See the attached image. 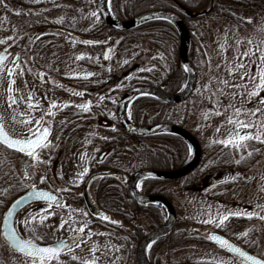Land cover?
I'll return each mask as SVG.
<instances>
[{
  "label": "rangeland",
  "instance_id": "obj_1",
  "mask_svg": "<svg viewBox=\"0 0 264 264\" xmlns=\"http://www.w3.org/2000/svg\"><path fill=\"white\" fill-rule=\"evenodd\" d=\"M8 1L9 0H4V4H7ZM42 1L43 0H39V2H34V0H27L26 3H30L31 7H23V10H30L33 11V13H36V11L38 10L45 11V18L53 20L56 19V21L60 24L62 23L66 26H70L71 28H78L79 30H86V28H88V26L90 25L91 20L95 19L92 13L94 12V10H96L97 12L95 0H70V4H67L65 2L66 0H56L57 2L55 4L50 5L44 4L42 3ZM94 5L95 7H93ZM7 6L8 7L5 8L3 4H0V40L5 41L8 40V37H14V35H16V33L18 32L16 27L12 24V18L9 14L4 11V9L10 11L11 14H16L18 11L11 8L8 4ZM182 7L184 6L182 5ZM186 10L189 16L195 19L193 20L195 21L194 24H199L196 22V19H198V14L196 13L198 12V10H194L191 8H188ZM20 12L21 11H19V13ZM230 12L233 13V10L231 9ZM230 18L231 17L228 15L223 16V18L215 16L214 20L216 22H210L205 27L206 40L205 42H201V44H203V46H207V48H209V51H207L206 53V50H204L201 44L199 43V49H201L199 51H202V54H198L199 56L196 58V66L198 74L200 76V83L198 84V87L197 84L194 85L190 97L186 101L190 103V106L188 108L189 115L190 117H194V120L196 117L201 118L199 116L200 107H202L201 103L199 102L201 101L209 103H211L212 101H228L232 103L233 109H230V106L228 105L227 107L229 108V111L227 108L223 109L221 112L225 115L219 117H222V119H226L225 121H228L230 129L233 126L235 127V130H240L243 126L239 125V121H243L245 122V124L254 123L255 125H252L256 127L257 130H253V132L251 131L252 135H255L258 132L260 134L261 140H264V116L258 111L261 105H259V107L257 108L256 105L253 104L255 100L260 99V94L264 92V90H260L259 94L255 96L249 95V93L257 90L256 85L259 84L260 80L259 71L264 69V59H262V56H264V16L261 19L258 16L253 17L249 16L248 14L246 17L245 14L244 20L246 21V23H241L239 25L240 28L237 33H235L233 30L234 24H232V22L229 23ZM23 20L22 18H20L19 21ZM70 21H75L77 24H70ZM200 29L203 30L202 28ZM229 31H231V33ZM98 36L102 37L103 35ZM32 37H34V34H32V36L27 35V38ZM54 38L58 39V41H56L50 51L54 50L56 46H58V44L63 45L64 48H66V45L72 47L73 49L75 48L72 45V39L65 35L62 36L60 34H56ZM18 44L19 41L15 40L13 43V48L16 49ZM104 44L107 43H103V45ZM225 44L226 48H223ZM0 45H2L3 47L5 44ZM103 45L101 44L100 48L97 47L93 49L89 45H86L87 47L79 48L77 50L74 49L76 51L72 53V56L74 57L73 70H79V72H82L83 70L81 66H78V62L75 61L77 60L76 57L79 55H88V66H90L91 62H98L100 64H103L101 60ZM217 46H221L224 53H220L224 55L226 61L223 62L220 60V53L218 51H216V53L214 54ZM24 47L25 51L24 49H22L23 47L18 51L27 52L29 50L28 42H26V40L24 43ZM228 47H230L231 49L230 54L228 53ZM63 53H65V51ZM145 53L146 49L144 50V54ZM204 53L207 55L214 54L212 61H204ZM23 56L24 57L22 58V61H18V64H21V66L20 68L16 69V74L14 76L15 83L13 85L14 91L12 95L16 99L17 103L13 104L12 107H8V92L6 90L7 74L6 72L4 73L5 80L3 85L0 86V117H3L4 124L7 129H9L15 135L30 136V133L28 131L29 128H36V120L40 119L43 116V121L46 122L44 124L48 125L52 129L53 134L49 141V146L45 148V153L42 157L37 156L36 160L29 159L26 161H21L16 159L13 161V167L15 168L14 170L18 177V187L30 188L35 185V187L41 188L48 186L49 189L61 193L62 189H64L63 186H61V183L66 182V180L59 179L61 183H57V175H59L60 178L61 175L62 177H66L70 175H75L74 172L80 173L84 171V169H87L89 166H91L93 162H95V160H97L98 155H100L101 150H103V148L99 149L96 143L97 139L95 140V138L97 137L96 135H98L99 128L102 127V124L100 122H97L96 117L92 114L90 110L89 112H84L81 108L77 107L78 105H83L89 102L90 109H92L93 105L100 106V95L91 94L87 88H82V85H78L76 83L73 84L69 82L64 87V90L60 97L61 101L58 103L59 105L67 104L68 107L57 108L54 116L46 115L45 113L48 109H45L41 105L39 100V91H41L43 96L47 99L49 105L54 101V99H50V97L48 96V89L46 87L26 83V81L24 80V77L26 76L25 73L27 72L29 74L31 72H34V69L31 66L30 60H28L25 55ZM15 57L16 55L14 56V58ZM48 57L50 60H52L53 58L52 54L48 55ZM21 69L23 70V75H20ZM25 69L26 72H24ZM213 69L218 70L211 73V70L213 71ZM236 69L238 74L231 75V72H236ZM251 69H253V72H251ZM37 74H41V72ZM214 74H216V79L220 81V84L218 83L217 86L220 88V90H218L217 87L214 88L213 86L211 88V85H214L216 83L211 79L212 76H215ZM228 76H230L231 78L234 77L235 80L238 82L233 81V83H230L227 80ZM252 81L253 83H251ZM240 83L247 85L249 83L250 85L252 84V87L249 88L247 92V100H245L244 98L241 99V97L240 99L237 98L238 96L236 95V93L239 89L236 90V88L240 87ZM98 90L99 89H97V91ZM211 91L213 96H210L209 94V92L211 93ZM218 91L220 93H223L222 100L218 99ZM76 93H83V95H77ZM29 95L33 97L32 103L34 105H36V102L39 101V104L32 109L28 108ZM101 95L102 97H106L109 100L106 101V104L108 105V108L106 109V115L109 127H105L110 128L111 130V134L107 136L108 138L115 134V131H118L112 122L115 120L116 117L115 108L119 97H108L109 95L107 93ZM210 97H212L213 99H211ZM245 102H248V106H251L253 108V110H250L251 112H249L247 110V107H245ZM103 106H105L104 103ZM262 106L264 105L262 104ZM156 107L157 106L152 107L150 109L151 115L152 113H158L159 110ZM206 109L210 111V108L207 107ZM237 109L240 110L238 114ZM255 112L258 113L253 114ZM65 115H68L67 117H76L75 119L71 118L70 121L65 122ZM29 119H31V123H25V121ZM230 119L233 121V123H229ZM247 120H249V123H247ZM201 121L203 122L204 120L200 119L199 123H201ZM219 127L220 126H216L215 122L210 124L208 127H205L204 134L205 139H207L205 141L206 143H211V141H219L221 139L229 138L228 136L231 134L232 130L230 131L229 129L227 133H225L224 131V134H222L223 132H220L221 129H219ZM217 129H219V131H217ZM143 141L147 145H150L149 141ZM262 144L264 145V143ZM248 159L250 160L247 161ZM263 159L264 152L263 154L260 153L258 158L245 157V164L241 161V165L246 166L244 170L249 175V182L246 185V188L241 190L239 192V195H237V197H235L233 201L239 202L241 204H244L245 206L250 207L252 211L247 212V208H244V211H239L240 209L232 210L228 207L227 210L224 212V214L238 213L245 218L244 223H241L242 229L240 227V231H238L237 229H235L234 231L230 229L228 230V234L232 236L234 233V235L239 237L235 238V240H239L240 243H250V245L252 246V251L255 252L256 255L260 256H264V204H259V206H261L258 208L257 202L260 198L264 196V169H261V167L257 168L256 166H263ZM40 161H42V163ZM218 170L222 171L223 169ZM200 171H202V169ZM25 173L28 174V179H25ZM42 176L46 177L44 183H41ZM226 177L227 176L224 175V178ZM68 179L70 181L71 179L74 180L77 178H72L70 176ZM225 180L228 181V178L222 179L221 182H224ZM197 182L200 181L196 180L195 184H197ZM179 185L180 184H177V182H173L170 184V192H172V195L174 196L173 199H175L178 204L184 202V200H186L185 197H197V192L192 189H189V191H183V194L181 192L182 189H180ZM215 191L220 190L216 189ZM223 199L227 204L230 200H232V197L229 198L227 197V195H225ZM45 210H47V212L51 214L48 215L47 218L43 220V222H41L40 215L43 214ZM58 212L67 213V205H64L60 202V206L55 205L53 207L46 208H43V206L39 204L29 206L28 208L21 211L17 216L15 222L16 228L27 239H34L37 236L41 237L40 235L43 234L42 237H47L46 242H52L60 238L62 234H66L68 232L66 213L64 216L57 218H62L66 222L64 223L63 228L60 227L61 224L59 225L58 221L57 225L54 224V222L57 220L55 219L54 214H57ZM29 213L34 214L35 219H32V217L29 216ZM51 215L53 216V218H51ZM25 217H28L30 221L27 228L22 223ZM202 219L203 218L201 217L199 220ZM202 223L204 224V226L192 222V217L189 214L186 217L183 216L182 221L178 223L177 227L179 229H183L186 238L190 235L194 237L192 239L187 238L188 240L181 244V248H184L181 252V255L185 256V258L188 260H194L198 262H216V259L213 260L212 257L209 256L210 251H212V249H210V247L205 242L203 243L202 241L195 239V236L193 235L201 234V237H205L207 231L213 230L211 227L207 226L208 223ZM29 229H34L35 235L33 234V231H30ZM253 231L255 233H253ZM187 246H192L193 251L188 252V250H186ZM66 254L74 256V254H72L71 252H67ZM161 256L162 258L165 257V253H162ZM79 258L82 257H78V259ZM83 260L84 259H82L81 261ZM229 260L230 262L228 260L226 261L228 264H230L232 261L231 259ZM0 264H32V262L31 259L24 258L23 256H20L17 253L5 249L0 241ZM37 264H39V262H37Z\"/></svg>",
  "mask_w": 264,
  "mask_h": 264
},
{
  "label": "flooded vegetation",
  "instance_id": "obj_2",
  "mask_svg": "<svg viewBox=\"0 0 264 264\" xmlns=\"http://www.w3.org/2000/svg\"><path fill=\"white\" fill-rule=\"evenodd\" d=\"M183 6L184 7H182L181 9V12L183 13V17L187 19L191 18L186 10L189 7H186L185 5ZM209 8L211 9V7H205V8L192 7L191 9L198 11L200 10L207 11ZM36 15H37L36 17L38 19V23H40V25L43 23L42 27L36 28L37 22H27L26 24L33 26V28L35 29V32H33L34 36H48L47 41L42 42L43 39L40 41V45L37 48L38 55H33V53L30 52L32 51L31 47L30 48L28 47L29 50L27 52H24L25 51V47H24L23 48L24 51L18 54V50L13 48V44L12 45L10 44L11 55L7 62L8 67L14 66L10 63V61L14 59L15 55L19 56V61H22V58L24 57L23 55H25L26 58L30 61L32 59L42 60L45 56L49 55L48 52H50L53 45L56 43V41H58V39L54 38L56 34H60L62 36L65 35L70 39H72L73 42H76L81 46L86 45V43L83 42V37H74L63 33L61 30H69L68 26L63 27V25L57 24L58 22L56 21V19L53 20V19L45 18L44 17L46 15L45 11L38 10L36 11ZM179 17L184 21L182 16L179 15ZM130 18L121 19V20H128ZM69 23L73 24L74 22L70 21ZM87 45H92V44H87ZM72 49H73L72 47H69L68 48L69 52L72 51ZM72 55L73 54L62 55L63 60L65 59V57H67L66 59L68 61L69 59H71L72 61L71 62L69 61L67 65L66 64L64 65L67 66L70 70L67 71L62 70V75H63L62 76L63 80L61 81L62 85L58 87V89L64 90L63 84L65 83L67 85L69 82L73 84L76 83L78 85H82L84 88V83L88 82L87 80H84L81 83L80 82L77 83L76 81H74L75 73L78 74V77H80V75H87L89 73L88 55H79V56H83V59L77 60V61L83 60V64L78 65L83 67L82 72H79V70L78 71L73 70L74 57ZM178 58H179V47H178ZM24 72H26V69L24 70ZM251 72H253V69H251ZM166 74L169 75L170 70H166ZM214 82L216 83L214 85L212 84L211 88L212 86L216 88L220 81L215 80ZM217 89L220 90L219 87H217ZM217 94H218V99L222 100L223 93H220L218 91ZM211 96H213L212 91H211ZM210 98L213 99L212 97ZM261 99H264V92L260 94V99L255 100L253 104H255L257 108L259 107V105H261V107L258 110L259 113L263 114L264 116V106H262V103H260ZM39 100L41 105L45 109H48L49 103L47 99L43 96L41 91H39ZM199 103H201L202 105L199 111V116L201 118L196 117L195 120L194 117H190L189 115V109H188L190 106L189 102H186L184 100L182 102L173 103V104L166 103V122H163L166 124L176 125L185 129L186 131L191 133L199 143L200 160L197 166L194 168V170L190 172L188 175L174 180H166L155 177H145L137 180L134 184L131 183V180L134 177V175L138 171L143 169H153V170H160L165 172L177 169L186 161V158L189 154V146L186 143V141L182 139L180 136L174 134H164V137L166 138V144L164 151H161L160 154L163 157L162 160L163 166L138 169L136 164L138 159L137 143L139 136H135L126 132L119 125L116 115L115 120L112 123L115 125L117 124L125 134H121L119 131H115V134L107 138V136H104L102 133L98 132V135H96L97 137L95 138V140L96 139H97L96 141L114 140V139L121 140L124 147L122 152L118 154L119 156H115L109 148L108 149L103 148V150H101L100 155H98L97 160H95V162H93L91 166L87 168L88 169L87 174L80 176L78 175L79 173L74 172L75 175H70V176L72 178L76 177L77 179L74 180L71 179L70 181L68 179L70 176L62 177L61 175V177L59 178V175H57L58 178L57 183H61L59 179L66 180V182L61 183L62 184L61 186H63L64 189L65 188L68 189V191H61V193H58L55 190L49 189L48 186L41 187V188L49 189L52 192H54L58 197L57 200L59 201V203L61 202L62 204L67 205V213L58 212L57 214H54L55 219H57L61 216H64L66 213L67 225H68V229H67L68 232L66 234H62V236L56 240L66 238L67 243L72 244L71 237L73 235H80L84 240V243H81L79 247H75L74 245L72 247L71 253L74 254V256L76 255L75 256L77 257L76 260H73L71 255L66 254L68 252L67 249H65L61 253L60 259L64 262V264H85V262H87V264H139L138 255H137L139 246L149 234H151L152 232H154L155 230H157L158 228H160L165 224L166 208L162 206L160 203L155 201H140L133 198L131 195V188L132 191H134L138 196L156 195L168 199L175 212V223L172 230L158 237L147 247L146 254L150 264H166V255L167 258H169L168 257L169 251L166 246V239L172 235L175 236L173 239L176 240H173V243L176 247H173L170 253L174 255L173 261L175 263L173 262L167 264L193 263V262H189L192 260L187 261L188 259H186L185 256L181 255V252L184 249L181 248L182 246L181 244L184 243L186 240H188L187 238L190 239L194 238L192 237V235L186 238L183 229H179L177 227L178 223L182 221L183 216L186 217L189 214L192 217V222L204 226V224L202 223L203 220H208L209 218H213L215 219L216 223H219L220 215L224 214V212L227 210L228 207L229 209L232 210L240 209L239 211H244V208H247V212L252 211L250 207L245 206L244 204H241L239 202L233 201V199H235V197L239 195V192L244 188H246V185L249 182L248 181L249 175L244 170L246 166L241 165V162L237 164L236 161L240 160L241 157L258 158L260 153L263 154L264 152V145L255 139L245 141L244 143L247 146L238 149L233 148L232 146L225 147L224 144L217 143L216 141L218 140L211 141V143H206L205 141L207 139H205V134H204L205 127H208L213 122L216 123V126H220L219 129H221L220 132H223L222 134H224V131L225 133L229 131L230 126L228 124V121H225L226 119H222V117L220 118L219 116L225 115L221 112L223 109L227 108L229 111V108L227 107L228 105L230 106V109H233V107H232V103L228 101H222V102L212 101L211 103L201 101ZM245 104L247 110L251 112L250 110H253V108L251 106H248V102H245ZM117 105L115 108V113L117 110ZM206 106L210 108V111L206 109L207 108ZM256 113L258 112H255V114ZM200 119H203L204 121L203 122L201 121V123H199ZM97 122H100L102 124V127H109L108 120L106 119H99L97 120ZM134 123L136 125H139L136 122ZM247 123H249V120H247ZM252 124L251 123L248 124L251 125V127H248L249 129L246 127H242L240 130L238 129L235 130V127L232 126L230 129V131L232 130V132L228 137L235 138L238 132L241 135H248V134L252 135L253 130H257V128L254 127ZM147 125H152V124L145 123V124H140L139 126H147ZM175 138H179L180 140L175 141L174 140ZM223 140H227V139H221L219 141H223ZM178 146L179 147L183 146L184 149L185 148L187 149V156L180 163L176 161L178 157L177 155L179 154L177 150ZM249 153H251V155H249ZM249 160L250 159H248L247 161ZM241 161L245 164L244 159ZM114 162H116L117 165H112ZM256 167L257 168L261 167V169H264V165L263 166L257 165ZM201 169L202 171H200ZM218 169H223V170L219 171ZM100 171H109V172L111 171V172L106 175L94 176L89 180V182H86L87 178L90 175ZM83 172L84 171L80 173ZM224 175L227 177L224 178ZM227 178L228 181L225 180L224 182H221L222 179H227ZM196 180H199L200 182H197V184H195ZM173 182H177V184H180L179 187L180 189H182L181 192L183 194H184L183 191L192 189L195 192H197L196 193L197 197H191V198L185 197L186 200L178 204L176 200L173 199L174 196L172 195V192H170V184ZM137 184L141 185V187L137 188L136 187ZM216 189H219L220 191H215ZM84 194L87 197H85ZM225 195H227V197L229 198L232 197V200H230L229 203L227 204L223 199ZM259 201H261L260 203L264 204V198L260 199ZM87 202H91L95 206L92 209L93 211L90 209ZM37 204L42 205L43 208L53 207L57 205L56 203L49 204V203L38 202L31 204L29 206L37 205ZM23 210L24 209H22L21 211ZM20 212H18L17 216L19 215ZM101 216L108 217V220L106 221L101 219L100 218ZM201 217L203 219L199 220ZM51 218H53L52 215ZM61 219L62 218L57 219L54 222V224L57 225V221H58L60 225L61 222L64 221L63 219L62 220ZM244 220L245 218L242 217L240 214L230 215L229 219L225 221L223 227H217L216 223H208L207 226L211 227L213 230L207 231L205 237H201V234H193V235L195 236V239H198L203 243L205 242L210 247V249L214 251V252L210 251L211 254L209 256H215L216 254L214 253H217V249L223 252L225 251L222 250L216 244L212 243L208 239V235L212 232L221 233L222 231L220 229H224L227 232L228 238H230L232 241L242 246V243H240L239 240L238 241L235 240V238H239V237L234 235V233L232 236L229 235L228 230L232 229L234 231L235 229H237L238 231H240V227L242 229L241 223H244ZM112 221H115L116 223H112ZM85 223L87 224V227H85L83 234L74 233L70 229V226L71 228L78 229L79 227L83 226ZM16 230L19 231L17 228ZM89 232L92 233L90 238L88 236ZM160 240H162L161 243ZM156 244L158 245L161 244L163 246V249L160 250L158 246L157 248L155 246ZM93 249H95V251ZM186 250H188V252L193 251L192 246L190 247L187 246ZM162 253H165V257L163 258L161 256ZM177 253L180 255H178ZM225 253L228 254L227 252ZM78 257H82L79 259L81 260L84 259V260L81 261L78 259Z\"/></svg>",
  "mask_w": 264,
  "mask_h": 264
},
{
  "label": "trees",
  "instance_id": "obj_3",
  "mask_svg": "<svg viewBox=\"0 0 264 264\" xmlns=\"http://www.w3.org/2000/svg\"><path fill=\"white\" fill-rule=\"evenodd\" d=\"M70 0H66L65 2L70 4ZM96 1V0H95ZM27 0H9L8 5L17 10L18 12L21 11L20 15L11 14L10 11L4 9V11L10 15L12 18V24L16 27L18 32L14 35L12 40H7L5 44H13L15 40L19 41V44L16 50H20L22 47L24 48L25 40L28 42V47L32 48L31 53L33 55H38V46L40 45V41L43 39L42 42H46L48 36H34L32 38H27V35L32 36L35 29L32 25L26 24L27 22H37L36 28H40L43 26V23L40 25L38 23L36 13L33 11L27 10L24 11L23 7H31L30 3H26ZM56 0H43L42 3L44 4H55ZM34 4V3H32ZM37 4V3H35ZM182 5L186 7H198V8H205L211 7L207 11H198V19L196 22L199 24H194L195 19L193 18H184L183 13L181 12ZM95 7V5L93 6ZM1 8V7H0ZM110 9L112 13L119 19H127L138 14H141L146 11L151 10H171L172 12L176 13L177 15L182 16L184 22L186 23V27L189 32V48H188V55L189 60L195 68L196 72V84L198 87L200 76L197 71V61L196 58L199 56L198 54H202V51H199L201 42H205L206 40V32L205 27L210 22H216L214 20L215 16L222 17L223 16H230L229 23L232 22L234 24L233 30L235 33L239 31V25L241 23H246L244 20V15L247 14L249 16H258L259 18H263L264 16V0H111ZM233 10V13L230 10ZM229 11V12H228ZM96 12V10H94ZM97 14V12H96ZM95 19L91 20L90 25L86 30H79L78 28H71L68 26L69 30L74 32L79 37L89 38L93 40H97L98 44L89 45L92 49L93 48H100L101 44L107 43L108 45L112 46V56L110 60L106 64H100L98 62H91L89 66V73L93 75L88 76L85 78L86 75H80L75 73L74 81L82 82L87 80L88 82L84 83V88H87L91 94H97L102 97L101 94H108V97H121V95L136 86L141 85H148L155 88L162 90L165 93L172 94L176 92L181 84L184 81V72L181 66V63L178 58V47H179V35L176 28L170 24L169 22L156 20L144 23L138 27H135L128 31H116L106 25L100 16L97 14L94 16ZM99 17V19H97ZM191 17V16H190ZM22 18L23 21H19ZM248 21V20H247ZM57 23V22H56ZM60 24V23H57ZM74 24H77L74 21ZM63 27H67L64 24ZM244 25V24H243ZM202 28L203 30H201ZM231 33V31H229ZM59 35V34H58ZM98 35H103L102 37ZM39 37V38H38ZM201 38V39H200ZM204 38V39H203ZM24 40V43H23ZM116 41V42H115ZM72 43V42H71ZM229 43V41H228ZM75 48L79 49L83 47H87L86 45L81 46L80 44L73 42L72 44ZM81 46V47H80ZM104 46V45H103ZM204 50L209 51L207 46H203ZM2 45H0V48ZM14 47V46H13ZM60 47V48H59ZM63 45L56 46V48L48 54H52V60L49 59L48 55L45 56L42 60L32 59L31 66L34 69V72L25 73L24 80L27 84H35L36 86L46 87L48 89V96L52 100L58 104L61 100L60 97L62 95L63 90L58 89L62 85L61 81L62 78V70H70L67 66L69 61L66 59H62V55H70L76 50L72 49L69 52L67 47ZM223 47V46H222ZM22 48V49H23ZM223 48H226V44ZM228 53H231L230 47H228ZM146 49V53L144 54V50ZM65 51V53H63ZM218 51L219 53H224L221 46H217L214 54ZM201 52V53H200ZM212 52V51H210ZM22 53L18 51V54ZM220 53V60L226 61L223 54ZM213 54V55H214ZM144 55V57H143ZM204 61H208L213 59V55L211 54H203ZM211 56V57H210ZM225 59V60H224ZM77 61V60H75ZM127 61V63H125ZM78 64H83L82 61H77ZM82 67V66H81ZM83 68V67H82ZM151 69V71H148ZM166 70H170V74H166ZM218 69L211 70V73L217 71ZM43 73V81L40 78V74ZM216 73V72H215ZM219 73V72H218ZM236 72H231V75H237ZM38 75V76H37ZM212 76V81L217 80L216 74ZM65 77V76H64ZM69 77V76H68ZM66 78V77H65ZM230 83L238 82L235 78H231L228 76L227 79ZM253 83V81L251 82ZM64 87L66 84H63ZM252 85V84H251ZM250 83L241 84L240 87H237L236 95L237 98L247 100V92L248 89L252 86ZM83 88V87H82ZM97 89H99L97 91ZM96 90V91H95ZM95 92V93H94ZM211 96V93H209ZM190 97V96H189ZM188 97V98H189ZM188 98L185 100L187 101ZM100 99V98H99ZM100 101V106L93 105L90 111L96 117L97 120L99 119H106L107 120V111L108 105L106 101H109L108 98L104 97L103 100ZM182 102V101H181ZM49 103V102H48ZM103 103L105 106H103ZM159 110L158 113H150V109L155 107ZM56 109H52L55 113ZM61 112V111H60ZM129 112L131 113V118L137 124H156V123H163L166 122V103L153 98V97H138L131 103L129 107ZM68 114V113H67ZM65 115V122L70 121L71 118L75 119L76 116L67 117ZM115 128L121 133L125 134L123 130L116 124H114ZM8 133L12 136L19 137L20 135H15L12 133L7 127L5 126ZM101 130V131H100ZM99 132L102 133L104 136H108L111 132L110 128L101 127L99 128ZM143 140L149 141L150 145H147ZM175 141L180 140L179 138H175ZM97 146L99 149L102 148H109L115 156H119L120 152H122L124 145L122 144L121 140L114 139V140H98ZM166 144V138L164 134L146 136V137H138V159H137V168H148V167H159L163 166L162 160L163 157L161 151H164ZM178 150V157L176 159L177 162H182L187 156V149L181 147H177ZM38 156H43L45 153V148L39 149L37 151ZM21 160L26 161L32 159L29 156L21 155L15 152L8 150L7 148L0 145V223L1 217L4 209L8 205V203L18 194L24 192L27 188L26 187H18V177L15 172V168L13 167L14 160ZM112 165H117L114 162ZM179 165V164H178ZM29 169V168H27ZM146 186V184H145ZM144 186V187H145ZM189 191V190H188ZM192 196V195H190ZM264 198V196L262 197ZM260 198V199H262ZM259 199V200H260ZM257 202L258 208L259 203ZM263 206V205H262ZM222 234L227 235L226 230L220 229ZM226 233V234H225ZM253 233H255L253 231ZM43 235V234H42ZM42 235H40L42 237ZM25 237V236H24ZM40 239L34 238L35 242L39 243H47V237H42ZM175 236H169L166 239V246L169 251V255L167 258L166 255V264L173 263L174 255H172L171 249L176 247L173 243V239ZM0 241L2 246L5 249L11 251L6 243L3 241L1 234H0ZM162 240H160V243ZM242 243V242H241ZM242 243V247L246 250L255 253L252 251V246L248 242ZM159 249H163L161 244H156ZM157 247V248H158ZM12 252V251H11ZM211 254V253H210ZM215 256H211L212 259H216L217 261H189L196 264H228L226 261L231 259L230 264H245L236 258L232 257L225 252L218 250ZM264 258V256H261ZM175 263V262H174Z\"/></svg>",
  "mask_w": 264,
  "mask_h": 264
},
{
  "label": "water",
  "instance_id": "obj_4",
  "mask_svg": "<svg viewBox=\"0 0 264 264\" xmlns=\"http://www.w3.org/2000/svg\"><path fill=\"white\" fill-rule=\"evenodd\" d=\"M96 7H97V12H98L100 18L102 19V21L106 25H108L110 28H112L116 31H128V30H131L135 27H138L144 23H147L150 21H156V20H162V21L169 22L178 31L179 41H180V43H179V59H180L181 65H182L183 70H184V82H183L182 86L180 87V89L173 94H167L158 88L148 86V85H141V86L134 87V88L128 90L127 92H125L122 95V97L120 98L118 105H117L116 115H117V120H118L119 125L129 134L139 136V137H145V136H151V135H157V134H174V135L180 136L182 139H184L189 146V154H188L186 161L177 169L166 171V172L160 171V170H153V169H143V170L138 171L134 175V177L131 180V183L134 184L137 180H139L141 178H145V177H155V178L166 179V180H174V179H179L183 176L188 175L190 172H192L194 170V168L197 166V164L200 160V146H199V143L197 142L196 138L191 133L186 131L185 129H183L179 126H176V125H171V124H166V123H159V124H153V125H148V126L136 125L132 122V120L128 114V107H129L130 103L137 97L151 96V97H154V98H156V99H158L164 103L173 104V103H178V102L185 100L191 94V92L194 88V85H195L196 74H195L194 67L191 64V62L189 60V56H188L189 33H188V29H187L184 21L178 15H176L175 13L168 11V10L146 11V12L138 14V15H136V16L128 19V20H120L111 12L110 7L105 2V0H97ZM61 31L65 34L69 35V36H76L71 31H67V30H61ZM83 41L84 42L85 41L94 42L91 39H84ZM8 46L9 45H6L0 50V53L5 54L7 56V59L9 58V56L11 54L10 47H8ZM5 48H7L6 53L4 51ZM108 49H111V52L109 53L110 57L112 54V48L110 46H106L104 48L103 54H102V60L104 62L109 61V59H110V58L109 59L104 58L105 52ZM186 68L190 69V70H186ZM43 126L48 127L47 125H43ZM51 135H52V131L50 129V135L47 137L48 140L50 139ZM9 136L12 137L13 139H19V140H26L27 139V138L13 137L11 135H9ZM0 145H2L3 147L7 148L8 150H10L12 152H15V153H18L21 155H26L24 152H20L16 149L8 148L4 144H0ZM37 150H39V149H36L35 151H37ZM110 172L109 171H100V172L94 173L87 178L86 182H89V180L94 176L106 175V174H109ZM35 189H36V191L47 192L49 195L56 197V199L58 198L54 192H52L48 189L38 188V187H35ZM32 191H33V188L31 187V188L27 189L26 191H24L23 193L16 196L14 199H12L10 201V203L7 205V207L5 208V210L2 214V219H1V236H2V239L4 240V242L7 244V246L13 252H16V253L24 256V257H27V256L24 254H21L19 251L15 250L14 246L10 242H8L4 239L5 229H4V222L3 221H4V216H5L6 212L9 209H11L13 212V218H12V220L9 221V224L11 225V227H13L15 229V226H14L15 217L20 210L24 209L25 207H27L28 205L33 204V203H38V202L49 203L46 200H44L43 198H41L40 200H36L34 198V196L30 195V193H32ZM131 195L133 198L140 200V201L158 202L166 208V222H165V224L163 226H161L160 228H158L157 230H155L154 232H152L151 234H149L142 241V243L139 246L138 252H137L139 264H150L148 259H147V254H146L147 247L154 240H156L158 237H160L163 234L168 233L169 231L172 230L174 223H175V212H174V209H173L171 203L168 201V199H165L162 196H156V195H151V196H140L139 195L138 196L134 191H132V188H131ZM84 196L87 197L85 194H84ZM21 198H24L23 202L20 205H18L17 207L13 208L12 205L15 203V201L19 200ZM54 203H55V201H53L49 204H54ZM87 204L91 210L93 209V207H95L91 202H87ZM213 235L219 236L222 239L227 240L234 248L239 249V251L243 252L246 256H250V257H252L258 261L264 262V259H262L261 257L246 251L245 249H243L239 245L235 244L233 241H231L230 239H228L227 237L223 236L220 233L212 232L208 235V239H209V237H211ZM21 238H23V237H21ZM61 240L67 242L66 238H62V239H59V240L54 241L52 243H46V244L37 243V242H35V243L41 247L54 246L58 241H61ZM209 240L212 243L219 246L217 243L213 242L211 239H209ZM220 248L222 250H224L225 252H227L228 254L240 259L244 263L252 264V262L250 260H246L244 258V256L239 255V253L232 252V251H230L226 248H223V247H220ZM180 264H193V263H180Z\"/></svg>",
  "mask_w": 264,
  "mask_h": 264
},
{
  "label": "snow or ice",
  "instance_id": "obj_5",
  "mask_svg": "<svg viewBox=\"0 0 264 264\" xmlns=\"http://www.w3.org/2000/svg\"><path fill=\"white\" fill-rule=\"evenodd\" d=\"M34 2H39V0H34ZM105 2L109 5H111V0H105ZM0 4H3L5 8H7V4H4V0H0ZM21 13L17 12L16 15H20ZM93 16H96V12L92 13ZM97 19H99V17H97ZM39 38V37H38ZM8 40H12L13 37H8ZM6 41L5 40H0V44H5ZM84 43L86 44H91L93 42H89V41H85ZM8 47H11V45H9ZM5 53L7 52V48H5ZM111 52V49L106 50L105 52V59H109L110 55L109 53ZM83 59V56H77V60ZM262 59H264V56H262ZM7 60V56L3 53H0V86L3 85L5 77H4V73L6 72L7 74V92H8V107H12L13 104H16L17 101L14 98V96L12 95L14 89H13V85L15 83L14 80V76L16 74V69L20 68V65L18 64L19 61V56L17 55L12 61H10V63L12 65H14V67H8V64L6 63ZM125 63H127V61H125ZM242 67V65H241ZM186 70H190L187 69ZM148 71H151V69H148ZM20 75H23V70L21 69L20 71ZM43 73L40 74V78L43 81ZM93 75L92 73H88L85 78H87L88 76ZM259 84L256 85V91H253L251 93H249L250 96H255L259 94L260 90H264V69L259 71ZM77 95H83V93H76ZM101 100L104 99V97H100ZM33 97L31 95H29L28 97V108L32 109L34 107H36L39 104V101L36 102V105H34L32 103ZM260 103L264 104V99H261ZM63 107H68L67 104H63V105H59L57 104L55 101H53L49 107L47 112L45 113L46 115H53L54 116V112L52 111V109L54 108H63ZM77 107L81 108L82 111L84 112H88L90 110V102L89 103H85L83 105H78ZM239 109H237V114L239 113ZM259 111V110H258ZM218 114V113H217ZM255 114V113H253ZM129 115H131V113L129 112ZM25 123H31V119L25 121ZM46 123L43 121V116L36 120V128H29V133L30 136L26 139V140H19V139H13L12 137L9 136V134L6 132L5 130V124H4V119L3 117H0V144H4L6 145L8 148L11 149H16L20 152H24L26 155H28L29 157H31L33 160L37 159L38 153L35 151L36 149H43V148H47L49 146V141L47 139V137L50 135V128L49 127H44L43 124ZM229 123H233V121L230 119ZM239 125L243 126V127H251V125L245 124L243 121H239L238 122ZM115 130V129H113ZM217 131H219V129H217ZM255 139L261 143H264V140H261L260 134L257 132L255 135H241L239 134V132L236 134L235 138H229L227 140H223V141H216L217 143H222L224 144L225 147L228 146H232L233 148H241V147H246L247 145L244 143L245 141H249ZM249 155H251V153H249ZM244 157H241L240 160H237L236 163L239 164L241 162V160H243ZM42 163V161H40ZM88 169H84L83 173H79L78 175L82 176L87 174ZM29 176L27 173H25V179H28ZM46 177H41V183H44ZM137 188H140L141 185L137 184L136 185ZM33 191L32 193H30V195L34 196V198L36 200H40L41 198H43L44 200H46L47 202L51 203L53 201H55V203L57 204V206H60L59 201L56 199V197L49 195L47 192L44 191H36L35 189V185L32 186ZM62 191H68V189H62ZM24 198H21L19 200H16L15 203L12 205V207H17L18 205H20L23 202ZM51 213H48L47 210H45V212L43 214L40 215V219L41 222H43V220H45L47 218L48 215H50ZM87 215V214H86ZM230 215H238V213H228V214H222L220 215L219 218V223H216L215 219L213 218H209L208 220L203 221L204 223H216L217 227H223L225 224V221H227L229 219ZM29 216L32 217V219H35V215L32 213H29ZM13 218V212L11 209H9L5 216H4V239L8 242H10L15 250L19 251L21 254L26 255L28 258L31 259L32 264H37V262H39V264H64L63 261H61L60 256L61 253L67 249L68 252L70 253L72 251V247L73 245L75 247H79V245L81 243H84V240L82 238V236L80 235H73L71 237V241L72 244H68L65 241H58L54 246H45V247H41L38 244H36L34 242L33 239H23L20 237L19 233L13 228L11 227V225L9 224V221L12 220ZM103 220H108V217L106 216H101L100 217ZM250 218V217H249ZM22 223L25 225V227L27 228L30 221L28 217H25V219L22 221ZM64 221L61 222L60 227L63 228L64 227ZM112 223H116L115 221H112ZM85 227H87V224L85 223L83 226L79 227L78 229L75 228H71L70 229L74 232V233H80L83 234ZM30 231H33L34 233V229H29ZM92 233H88L89 238L91 237ZM36 239H40V237H36ZM209 239H211L213 242L217 243L220 247L226 248L232 252H237L239 253V255L244 256V258L246 260H250L252 262V264H264V262L262 261H258L250 256H246L243 252H240L239 249L234 248L227 240L222 239L219 236H211L209 237ZM95 251V249H93ZM73 260H76L77 257L72 256ZM85 264H87V262H85Z\"/></svg>",
  "mask_w": 264,
  "mask_h": 264
}]
</instances>
